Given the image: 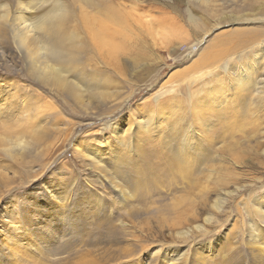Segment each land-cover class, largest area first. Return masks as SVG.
<instances>
[{"label":"rangeland","instance_id":"obj_1","mask_svg":"<svg viewBox=\"0 0 264 264\" xmlns=\"http://www.w3.org/2000/svg\"><path fill=\"white\" fill-rule=\"evenodd\" d=\"M115 1L130 30L92 64L106 82L97 98L40 84L0 49V126L37 127L24 159L0 150V264H264V0ZM161 101L160 151L172 155L189 122L192 148L179 143L181 166L156 187L127 175L128 197L106 171L112 128L158 119Z\"/></svg>","mask_w":264,"mask_h":264},{"label":"bare ground","instance_id":"obj_2","mask_svg":"<svg viewBox=\"0 0 264 264\" xmlns=\"http://www.w3.org/2000/svg\"><path fill=\"white\" fill-rule=\"evenodd\" d=\"M199 1L209 4L213 0ZM117 3L120 5L119 2ZM126 19H129L128 12L123 15V10H121V7L118 8L115 0H10V2L0 0V49L8 50L9 54H12L14 65L18 66L21 63V67L26 69L27 74L40 84L66 90L67 94L72 95L78 102L82 101L81 98L87 91L92 100L93 97L100 96L98 89L104 88L106 85L105 79L103 80L105 77H102L103 70L92 64H94L95 59L101 61L103 55L108 56L109 53L113 54L115 51L118 52L126 48V38H122L124 31L130 30V27L126 25ZM194 19L195 17L191 14V20ZM69 76L71 78H68ZM111 84L113 85V83ZM17 93L16 91L15 94L17 95ZM27 94H25L27 97L24 98L29 99L27 100L29 106L32 101ZM164 102H158L152 108V113L158 119H154L151 112L143 115L145 119H134L135 132L131 131L133 129V125L132 128L130 127L131 119L126 122L128 128H122L119 125L112 128L114 136L118 139L116 142L119 143L120 147H114V155H111L110 166L108 165L109 169H106V171H108V178L111 183L123 195L131 196L130 189L126 187V184L130 183L129 175L134 180L139 176L138 181L140 180L143 187L145 184L148 187L150 184L156 187L167 171H172L176 167L179 168L181 165L178 163L181 160L174 150L178 148L180 142L184 141V144H190L188 140L191 139V136L187 137L188 132L191 131L193 134L197 132L196 124L188 121L189 123L185 124L184 133L178 131L177 128L171 137L173 145L171 151L173 154L169 155L168 151H160L165 149V146L167 148L168 145L163 136L165 125L162 121L165 119L166 114L163 106ZM1 103L4 102L0 100V110L2 109ZM28 106L27 108L24 107L29 109ZM25 108L23 109L26 111ZM23 109L22 112H24ZM28 117L26 121L25 118L24 120L23 118L22 120L16 119L19 121L18 126H14V123L13 125L0 126V150L10 160L24 159L33 141L36 142L35 140L32 143L25 141V139H28L27 136L35 139L31 131L37 129V127L34 130L31 128L33 127V120L36 121V118H34L36 116H31L32 119ZM37 118H40V115ZM196 118L198 120L200 117L196 116ZM21 121H24L25 124H22ZM156 121L159 123L157 126L159 129L153 130L154 128L152 129L151 126ZM39 127L41 128V126ZM154 132H160L157 134L158 138L153 136ZM133 133L135 134L133 135ZM37 134L39 132L35 133V136H38ZM207 136L212 137V135L209 136V133ZM135 144L137 146L135 150L138 149V151L133 149ZM76 145L78 147L82 146L83 149H86V153L91 156L93 144L83 146L78 142ZM190 146L192 148V144ZM130 151H133L134 154H142L143 160L141 162L144 172L139 170L140 166L135 162L139 156L137 154L131 156L132 153L128 154ZM169 156H173L179 162L173 161L174 165L173 162L168 161ZM95 162L99 163L97 160ZM142 194L139 195L140 199L144 197Z\"/></svg>","mask_w":264,"mask_h":264}]
</instances>
